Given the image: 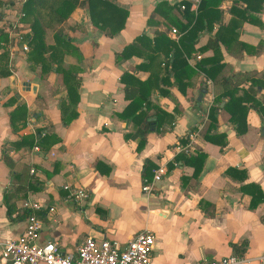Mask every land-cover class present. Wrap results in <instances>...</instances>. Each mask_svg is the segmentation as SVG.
I'll return each mask as SVG.
<instances>
[{"label": "crops", "instance_id": "crops-1", "mask_svg": "<svg viewBox=\"0 0 264 264\" xmlns=\"http://www.w3.org/2000/svg\"><path fill=\"white\" fill-rule=\"evenodd\" d=\"M0 1V29L8 38L0 43V55L7 51L11 72L0 76V241L21 235L28 215L23 202L35 200L41 205L35 211L41 222L37 242L53 241L64 255L75 256L86 237L124 247L143 229L155 235L150 264H199L232 254L255 258L264 252V3L260 12H250L254 22H247L230 11V0H223L219 20L210 31L200 32L194 51L186 56L194 73L189 78L183 74L179 83L170 77L168 84L161 81L160 61L167 40L178 42L182 34L174 22H186L180 11L184 5L155 13L160 0H112L128 11L116 35L92 24L86 4L76 6L44 37L52 44L55 32L64 34L81 54L80 59L63 57L64 65L79 68L80 79L79 100L71 106L77 116L64 124L61 103L69 101L62 74L42 71L40 64L28 60L30 29L18 21L24 0ZM166 1L171 6L188 2L195 11L200 0ZM228 24L221 32L223 66L212 73L213 79L198 62L213 56L204 47ZM139 37L144 45L138 44L130 58H118ZM155 38L159 51L153 54L149 46ZM144 54L156 59L149 64ZM122 75L131 82H147L152 104L170 115L160 130L147 134L140 151L136 140L126 139L136 126L118 116L129 103ZM229 96L248 107L239 132L226 109ZM21 103L28 115L24 125L18 117L13 130L10 113ZM212 107H217L214 121L208 116ZM154 113L152 108L147 114ZM28 135L34 145L7 147ZM184 146L187 152L180 149ZM181 153H203L205 158L202 163L177 160ZM145 160L156 166L150 181L141 175ZM161 165L166 172L153 181ZM143 184H151V190L143 191ZM65 185L83 189L86 196L70 197ZM0 264L10 262L0 259Z\"/></svg>", "mask_w": 264, "mask_h": 264}, {"label": "trees", "instance_id": "trees-1", "mask_svg": "<svg viewBox=\"0 0 264 264\" xmlns=\"http://www.w3.org/2000/svg\"><path fill=\"white\" fill-rule=\"evenodd\" d=\"M7 1L10 2L11 0ZM222 1L223 0H200L195 11L190 9V4L188 2H180L178 5L171 6L166 0H160L156 4L154 9L155 13H159V11L161 12L165 7H167L169 12L173 8L177 7L180 9V7L184 5V8L180 11L186 20L184 23L179 20L174 22L178 31L182 33L178 42L167 40V49L164 51L165 59L164 61H162V59L160 61L164 62V75L161 77L163 83L168 84L170 77H173L174 81L179 83L183 74L189 78L194 73V69H192L187 63L186 56H190L194 51V44L196 43L200 32L204 29L210 31L213 23L219 20L221 11L218 9V5ZM230 1L232 2L230 11L233 12L239 20L247 22H254L253 19L255 17L251 15L250 12H260L264 3V0ZM240 3H242L243 6H240ZM81 4L87 5L90 20L98 29L104 30L105 28H108L111 35H116L124 27L128 11L115 5L112 0H24L18 18L20 24H28L30 29V33L27 35V45L29 47L28 60L40 64L42 71L55 70L62 74L63 83L67 92V99L69 101L68 105H66L65 102L61 103L62 121L64 124H69V122L77 116L76 110L71 106H75L79 100L78 89L80 79L78 78L79 68L76 65H64L63 57L65 54H70L80 59L81 54L78 48L73 45L70 39L64 34L55 32L52 44H47L44 37L47 30L53 31L57 25H60L66 18H68L76 6ZM258 22L261 23L260 21ZM228 28L229 24L227 27H220L215 36L210 38L205 45L204 49L212 50L213 56L202 59L198 62V67L213 79H215L216 76L212 73H217L223 66V64L220 63L219 58L220 42L223 40L221 32L227 31ZM233 32L236 34L235 29ZM7 39L6 33H3V29H0V43H6ZM153 40L154 43L149 46V50L154 54L159 51V39L155 38ZM146 41L149 45L150 41ZM144 42L145 40H143V38H137L135 42L124 47L122 52L118 55V58H130L132 56V51L137 48L138 44L144 45ZM239 44L242 45V43ZM201 50L202 49H200V51ZM6 52L7 51H3L0 55V68H3V72H0V76L2 77H6L11 73L7 68ZM153 54H144V58L148 60L149 64L153 63L156 59V55ZM125 75L127 77L129 76L124 73V76ZM124 76H121L120 81H125L124 93L125 98L129 100V103L121 113H118V116L125 120L132 121L136 126V129L133 132L126 134V139L130 138L136 140V151H140L146 142L147 134L152 131L160 130L163 122L168 120L170 115L163 109L152 104L150 100L152 89L147 82H131L126 80ZM227 90L229 89H226L225 91L227 92ZM229 100V103L226 106V109H230L229 119L236 125L237 131L239 132L241 127L246 125L248 107L242 104L243 100L241 99H234L232 96H229ZM252 100L253 99H251V103L254 105V101ZM152 108L155 109V113L149 116L147 113ZM216 108L217 107H212L209 111L208 116L211 121H214L216 118ZM27 115L28 111L24 103L18 104L11 111L10 122L13 130L16 129L18 117H21L19 119L21 120L20 125H24ZM153 116L155 118H151ZM43 138L45 139L46 137ZM208 139L211 142L215 141L209 136ZM182 141L185 142L184 140ZM225 142L226 139L223 138L221 143L224 144ZM39 143H42L41 139L39 140ZM13 145L16 147L23 145L32 146L34 145V138L29 135L24 136L20 141H14L7 147L12 148L14 147ZM6 151L7 149L4 150V152ZM5 154L6 153H4V158L8 162L9 159ZM182 158H185L187 162L188 160H198L202 163L205 155L203 153H197L196 156L186 157L185 154L181 153L176 157L177 160ZM153 168H156V166L150 160L144 161L141 174L143 180H151V170ZM200 169L201 164L198 167L197 172Z\"/></svg>", "mask_w": 264, "mask_h": 264}, {"label": "built area", "instance_id": "built-area-1", "mask_svg": "<svg viewBox=\"0 0 264 264\" xmlns=\"http://www.w3.org/2000/svg\"><path fill=\"white\" fill-rule=\"evenodd\" d=\"M173 32L175 33L176 30L173 29ZM23 49L28 48L25 45ZM187 148L188 146H184L180 149L187 152ZM165 172V167L159 166L154 170L153 181L159 180ZM64 188L70 191V197L86 196L83 189H71L68 185ZM142 190L150 191L151 184H143ZM23 207L28 210V215L21 235L15 239L0 241V259L4 262L8 261L10 264H150L151 262L155 235L150 230H140L124 247H120L116 241L107 239L96 241L92 237H86L77 246L75 256L64 255L53 241L37 242L41 222L35 211L41 208L40 203L35 200H25ZM252 260L264 262V252L255 258L238 257L232 254L199 264H240Z\"/></svg>", "mask_w": 264, "mask_h": 264}, {"label": "water", "instance_id": "water-1", "mask_svg": "<svg viewBox=\"0 0 264 264\" xmlns=\"http://www.w3.org/2000/svg\"><path fill=\"white\" fill-rule=\"evenodd\" d=\"M201 96H202V94H199V96H198V100H200L201 99ZM264 131V130H263Z\"/></svg>", "mask_w": 264, "mask_h": 264}]
</instances>
